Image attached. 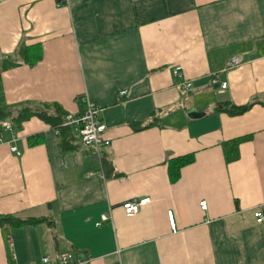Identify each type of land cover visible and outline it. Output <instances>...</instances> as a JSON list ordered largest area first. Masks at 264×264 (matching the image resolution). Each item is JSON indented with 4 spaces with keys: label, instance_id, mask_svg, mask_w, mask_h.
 Wrapping results in <instances>:
<instances>
[{
    "label": "crops",
    "instance_id": "1",
    "mask_svg": "<svg viewBox=\"0 0 264 264\" xmlns=\"http://www.w3.org/2000/svg\"><path fill=\"white\" fill-rule=\"evenodd\" d=\"M36 45L38 63L2 73L6 102L70 114L88 97L104 108L111 144L99 156L68 127L64 150L39 117L19 130L0 120V214L46 218L0 226V264L60 252L79 264H264L254 214L264 213V0H0V59L21 62L20 48ZM234 57L241 64L227 69ZM250 102L241 115L226 110ZM241 136L250 139L228 164L223 143ZM193 153L172 182L169 161ZM147 197L125 214V201ZM103 213L113 223L97 226Z\"/></svg>",
    "mask_w": 264,
    "mask_h": 264
},
{
    "label": "trees",
    "instance_id": "2",
    "mask_svg": "<svg viewBox=\"0 0 264 264\" xmlns=\"http://www.w3.org/2000/svg\"><path fill=\"white\" fill-rule=\"evenodd\" d=\"M21 62H16L9 56L0 59V120H11L16 130L22 128L25 121L32 117H39L54 128L59 129L61 134V146L64 150H70L73 146L68 140V127L62 126L67 112L58 103H43L41 105H32L28 103L8 104L5 99L4 89L2 86V73L10 68L19 66L23 63L35 65L42 59V49L38 45L34 47H23L19 50ZM254 102L244 105L231 104L227 112L231 115H241L248 111ZM54 111L53 113H50ZM250 139V136H241L223 143L225 160L229 164L240 157V144ZM35 143V142H33ZM195 155L187 154L173 158L168 163L169 177L172 182L177 181L181 175V169L192 163ZM46 221L44 217H21L13 214H0V226L21 227L25 225H36Z\"/></svg>",
    "mask_w": 264,
    "mask_h": 264
},
{
    "label": "built area",
    "instance_id": "3",
    "mask_svg": "<svg viewBox=\"0 0 264 264\" xmlns=\"http://www.w3.org/2000/svg\"><path fill=\"white\" fill-rule=\"evenodd\" d=\"M59 3L66 2L69 3V0H57ZM242 62V59L239 57L232 58L227 69L235 68L239 66ZM174 73L178 78L182 80L178 83V87L187 91L190 90L193 86L192 81L186 80L182 73L181 67L177 66L174 69ZM217 75L213 78L214 83H218ZM228 87V81H221L220 90L224 91ZM126 94L125 90L119 92V96H124ZM82 102L85 106L78 113H70L65 116V120L62 123L64 127H70L75 131L79 136L82 145L86 148L92 147L94 152L97 155H101L102 147L109 146L111 144L110 139L105 137L106 125L101 119V112L104 110L103 106L97 103L96 101L91 100L88 97L82 98ZM6 129H12L9 122L3 123ZM12 151L17 155H20L21 152L16 146L12 147ZM150 198H143L140 200L130 199L123 203V208L125 214L128 216L135 215L141 209V207L150 202ZM200 207L202 210L207 209L206 201L200 202ZM255 217L258 223L264 222V213L261 210L255 211ZM169 222L172 228H175V219L173 212L168 213ZM105 222L113 223V217L111 213H103L101 215V220L96 223L97 226L103 225ZM42 262L45 264H79L85 262L82 257L74 255L72 252H60L56 256L51 257L49 255L42 257Z\"/></svg>",
    "mask_w": 264,
    "mask_h": 264
},
{
    "label": "water",
    "instance_id": "4",
    "mask_svg": "<svg viewBox=\"0 0 264 264\" xmlns=\"http://www.w3.org/2000/svg\"><path fill=\"white\" fill-rule=\"evenodd\" d=\"M204 115H205L204 112H198V111H195L193 109L189 112V116H191L192 118H199V117H202Z\"/></svg>",
    "mask_w": 264,
    "mask_h": 264
}]
</instances>
